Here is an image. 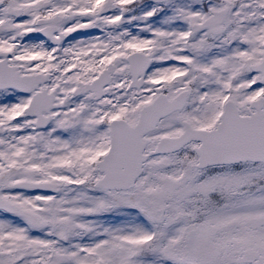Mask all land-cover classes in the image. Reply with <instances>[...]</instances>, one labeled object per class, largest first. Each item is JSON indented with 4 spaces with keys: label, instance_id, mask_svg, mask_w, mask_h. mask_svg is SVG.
<instances>
[{
    "label": "snow or ice",
    "instance_id": "obj_1",
    "mask_svg": "<svg viewBox=\"0 0 264 264\" xmlns=\"http://www.w3.org/2000/svg\"><path fill=\"white\" fill-rule=\"evenodd\" d=\"M0 264H264V0H0Z\"/></svg>",
    "mask_w": 264,
    "mask_h": 264
}]
</instances>
